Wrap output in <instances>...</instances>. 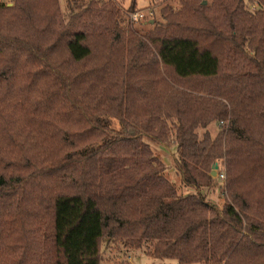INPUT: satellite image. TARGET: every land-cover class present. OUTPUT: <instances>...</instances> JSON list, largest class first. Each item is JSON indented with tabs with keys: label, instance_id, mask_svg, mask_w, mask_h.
<instances>
[{
	"label": "trees",
	"instance_id": "1",
	"mask_svg": "<svg viewBox=\"0 0 264 264\" xmlns=\"http://www.w3.org/2000/svg\"><path fill=\"white\" fill-rule=\"evenodd\" d=\"M179 1L153 55L119 69L99 44L119 35L110 2H73L68 23L59 0L0 2V264H101L117 240L178 264H264V0ZM173 128L195 194L151 148ZM219 160L221 208L201 192Z\"/></svg>",
	"mask_w": 264,
	"mask_h": 264
},
{
	"label": "rangeland",
	"instance_id": "2",
	"mask_svg": "<svg viewBox=\"0 0 264 264\" xmlns=\"http://www.w3.org/2000/svg\"><path fill=\"white\" fill-rule=\"evenodd\" d=\"M90 0H59V14L64 19L65 23L69 22L71 11L69 4H74L75 10L82 5H86ZM99 3L96 6H103L109 4V2L119 10L116 19V26L118 29V37H111L108 39H99V44L108 45V52L114 51V58L111 60L115 66L119 69L121 65H130L131 58L133 60L144 63L146 59H149L154 49V43L151 37L155 34L158 27L164 26L167 22L164 18L162 9L166 6H171L172 9L178 10L181 6L179 0H98ZM207 1V4L211 5L213 0ZM259 0H246V5L252 10L255 9ZM0 2L13 5V0H0ZM72 2V3H71ZM44 11H40L43 15ZM114 48H118L114 49ZM141 57V60L139 59ZM136 58V59H135ZM121 61V62H120ZM120 62V63H118ZM91 64H93L91 62ZM118 64V65H117ZM160 67L161 64H160ZM103 121L109 126L121 129L122 123L117 119L107 116L103 118ZM219 124L212 122L209 124L208 129L198 128L199 138H203L204 133L208 131L212 138H215L219 134ZM174 128L171 131V139L165 143L151 142V148L154 153L162 160L166 166L164 175L172 182L178 193L181 195L197 193L198 190L193 187H187L182 184V179L178 174L174 159L177 155L176 147L174 146ZM219 168L217 175L214 177L215 181L209 187H203L201 192L206 197L207 201L218 207L225 205V164L224 160H219ZM219 172L224 174L221 177ZM212 176V175H211ZM213 177V176H212ZM142 250L128 249L120 241H108L103 243L102 247V262L101 264H178L173 259H158L146 254V248Z\"/></svg>",
	"mask_w": 264,
	"mask_h": 264
},
{
	"label": "water",
	"instance_id": "3",
	"mask_svg": "<svg viewBox=\"0 0 264 264\" xmlns=\"http://www.w3.org/2000/svg\"><path fill=\"white\" fill-rule=\"evenodd\" d=\"M203 3H204V4H207V1H203ZM218 168H219L218 163H215V164L213 165V170H212V172H211V175H212L213 177H215V176L217 175Z\"/></svg>",
	"mask_w": 264,
	"mask_h": 264
},
{
	"label": "built area",
	"instance_id": "4",
	"mask_svg": "<svg viewBox=\"0 0 264 264\" xmlns=\"http://www.w3.org/2000/svg\"><path fill=\"white\" fill-rule=\"evenodd\" d=\"M220 176H221V177H224V174L221 173Z\"/></svg>",
	"mask_w": 264,
	"mask_h": 264
}]
</instances>
